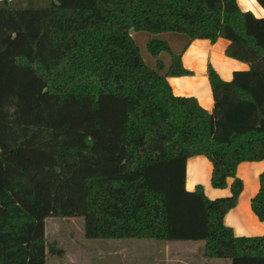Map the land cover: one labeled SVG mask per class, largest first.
<instances>
[{
    "label": "trees",
    "instance_id": "1",
    "mask_svg": "<svg viewBox=\"0 0 264 264\" xmlns=\"http://www.w3.org/2000/svg\"><path fill=\"white\" fill-rule=\"evenodd\" d=\"M48 1L0 0V264H45L47 217H82L88 239L203 242L208 258L264 264V235L223 223L237 166L264 159V17L237 0ZM218 39L248 69L224 81L208 65L207 112L167 79L190 74L192 41ZM193 156L211 162L214 189L232 180L228 196L185 190ZM250 207L264 222V172Z\"/></svg>",
    "mask_w": 264,
    "mask_h": 264
},
{
    "label": "crops",
    "instance_id": "2",
    "mask_svg": "<svg viewBox=\"0 0 264 264\" xmlns=\"http://www.w3.org/2000/svg\"><path fill=\"white\" fill-rule=\"evenodd\" d=\"M243 11L251 12L255 17H264V11L255 0H237ZM228 42L218 39L212 43L208 40H194L181 56L182 66L190 72L189 75L169 77L167 79L171 90L176 96L194 97L199 105L207 112H211L213 100L207 78V67L210 65L224 81H229L234 71L248 69L246 63L228 58L224 51ZM264 159L257 162H242L237 166L236 175L242 181L243 189L236 205L223 217V223L229 227L236 237H255L264 235V222H260L250 207L251 198L258 191V165H263ZM212 165L204 156H193L185 164V190L194 191L201 186L205 196L209 199L225 197L230 194L231 179L227 180L224 189H214L210 184ZM250 174L253 178H250ZM182 241L168 242L163 264H230L220 259L205 256L204 246L198 242L189 244ZM204 244V243H203ZM185 249V255L181 252ZM180 250V251H178ZM189 251H191L189 253Z\"/></svg>",
    "mask_w": 264,
    "mask_h": 264
},
{
    "label": "rangeland",
    "instance_id": "3",
    "mask_svg": "<svg viewBox=\"0 0 264 264\" xmlns=\"http://www.w3.org/2000/svg\"><path fill=\"white\" fill-rule=\"evenodd\" d=\"M11 2L15 8H25L42 7L49 1L11 0ZM131 35L140 48L142 59L148 64H153L154 59L147 53L145 47L146 34L131 31ZM168 40L171 41V38ZM182 42L180 38L169 42L171 50L180 52L183 47ZM160 58L163 62L169 61L166 53H162ZM258 166L259 171L264 170V164ZM250 178H253L251 174ZM44 240L47 248L45 264H163L167 244V241L149 239H88L84 236L82 217H47L44 220ZM185 242L193 243L192 241L180 243L185 244ZM198 243L204 246L203 242ZM49 246H53L58 252L50 254ZM180 250L185 255V249ZM220 261L229 260L220 259Z\"/></svg>",
    "mask_w": 264,
    "mask_h": 264
}]
</instances>
